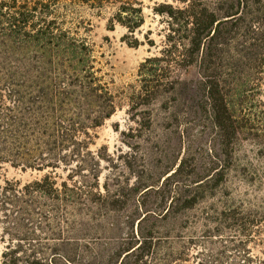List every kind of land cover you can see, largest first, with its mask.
Returning <instances> with one entry per match:
<instances>
[{
    "label": "rangeland",
    "instance_id": "rangeland-1",
    "mask_svg": "<svg viewBox=\"0 0 264 264\" xmlns=\"http://www.w3.org/2000/svg\"><path fill=\"white\" fill-rule=\"evenodd\" d=\"M18 1L28 2L38 9L36 13L32 10L34 16L29 27L32 33L43 20H52L57 15L60 27L78 32V39H86L92 50L97 81L106 85L114 96V112L106 118L100 114L106 110L104 93L98 97L87 90L86 97L78 96L80 101L89 102V105L84 103L86 112L80 120L87 124L98 120L100 126L88 128L89 135L80 133L76 141L65 142L66 147L60 149L62 155L79 154L80 157H76L72 165L60 163L56 169L59 187L63 188V183L79 184L82 188L85 184L95 185L89 202L79 196L75 203L58 204L62 218L67 211L70 221L77 222V233L73 234L85 237L80 240L81 247L87 249L88 246L97 255L118 250L128 232L131 234L133 228L135 233L138 231L137 218L147 213V219L141 224L145 233L158 232L160 236L176 239L177 246L185 245L187 260L177 264H240L243 251L264 257V235L258 232L255 239L246 240L240 232L241 216L237 213L241 207L246 211L255 209L252 204L256 202L262 204L261 212H264V184L250 181L252 172L261 175L264 171V132L259 130L263 127L253 122L250 127L254 128L241 134L221 136L204 111L208 107L207 93L200 83L202 78L197 65H174L171 79L180 82L176 90L156 93L152 100H143L141 64L148 57L162 55L168 34L166 18L156 14L154 6L161 2L179 3L174 0H110L94 7L92 1L81 0ZM211 2L216 5L219 0ZM50 4L57 9V14L51 13ZM123 5L143 7L145 22L141 28L131 32L118 21ZM113 26L114 29H110ZM63 50V45H48L42 39L31 42L27 83L31 106L44 104L43 97L52 84L62 83L60 75L48 69L53 66L51 63L61 61ZM247 75L242 81L253 86L242 89H254L248 98L226 91L228 98L234 101L237 114L251 103L256 109H263L264 73L258 75L252 71ZM134 86L140 87V104H134L129 98ZM0 98L12 106L8 91L3 89ZM31 136L37 133L33 131ZM183 159L186 166L179 179L184 183H189L184 177L199 181L216 173L201 181V187L193 184L182 196L176 195L172 202L174 192L170 191L176 181L169 178L165 189L163 184ZM43 162L46 163L39 160L31 164L37 167ZM23 167L5 162L0 168V182L7 178L26 183L39 180L52 170L51 167L44 170ZM93 174L99 176L98 180ZM190 197L196 201L190 207H183L181 200ZM48 208L45 206L43 210ZM260 228L264 230V222ZM4 235L0 232V260L5 247L1 239ZM75 247L58 246L63 250Z\"/></svg>",
    "mask_w": 264,
    "mask_h": 264
},
{
    "label": "trees",
    "instance_id": "trees-1",
    "mask_svg": "<svg viewBox=\"0 0 264 264\" xmlns=\"http://www.w3.org/2000/svg\"><path fill=\"white\" fill-rule=\"evenodd\" d=\"M81 1H92L91 5L95 7L110 0ZM174 1L179 5L161 2L154 6L155 13L166 18L168 34L162 55L148 57L141 64L143 100H152L156 93L176 90L180 82L171 79L174 65H197L202 78L200 83L207 93L208 107L204 111L221 136L241 134L254 128L250 127L254 125L253 122L259 123L263 127L259 129L260 132H264V102L261 101L263 109H256L251 103L250 107L243 106L240 114H237L233 108L234 101L226 93L230 91L248 98L254 89H242L253 86L252 83L243 82V77L252 71L258 75L264 73V0H219L216 5L211 0ZM51 7L50 4L49 9ZM32 10L38 12L28 2L0 0V96L4 89L12 100L10 106L0 98V168L5 162H11L16 167L41 170L51 167L52 170L39 180L22 183L5 178L3 183L0 182V232L5 234L1 238L5 247L0 264H177L187 260L185 245L177 246L176 239L160 236L158 232L143 231L141 224L147 219V213L137 218L138 231L135 233L133 228L131 234L128 232L121 248L103 255H97L87 244L84 246L87 249L81 247L80 240L85 237L77 236L79 234L74 236L77 222L70 221L69 212L66 211L62 218L59 202L75 203L79 196L89 202V196L94 193L92 188L95 187L91 183L83 188L79 184L68 186L63 183V188H60L56 179V169L61 162L72 165L75 158L80 157L79 154L62 155L60 149L66 147L65 142L76 141L80 133L89 135L88 128L100 126L98 120H93L91 124L80 120V116L86 112L84 103L89 105V102L80 101L78 96L86 97L87 90L95 92L98 97L104 93L106 110L100 112L103 118L113 114L114 96L106 85L97 81L88 41L78 39V32L60 27L57 15L52 20H43L32 33L29 30L34 16ZM120 11L118 21L129 31L134 32L144 25L143 7L123 5ZM51 13L57 14V9L53 7ZM110 29H114V26ZM38 39L45 40L48 45H63L65 50L61 61L51 63L53 66L48 69L60 75L63 86L60 82H54L47 96L43 97L44 104H38L35 108L29 104L27 83L29 46ZM239 87L241 90L237 89ZM129 98L134 104H140V87H132ZM33 131L37 136H31ZM46 155L48 158H44ZM39 160L46 163L32 166L31 163ZM185 166L183 159L165 178L164 189L169 178L176 181L170 191L174 192L172 202L176 195L182 196L193 184L201 187V181L214 177L216 173L199 181L184 177L185 181H189L184 183L179 178ZM262 174L252 172L250 181L264 184ZM98 177L93 174V178L98 180ZM195 199L183 198L181 205L190 207ZM252 205L256 208L246 211L241 207L237 211L241 216L240 232L246 240L253 239L258 232L264 235L263 228H260L264 222L262 204L256 202ZM45 206L49 208L43 210ZM61 245L76 247L63 250L58 248ZM243 252L240 264H264V257Z\"/></svg>",
    "mask_w": 264,
    "mask_h": 264
}]
</instances>
